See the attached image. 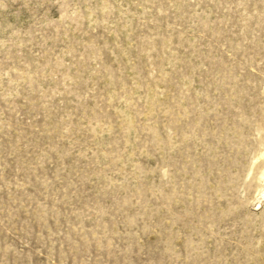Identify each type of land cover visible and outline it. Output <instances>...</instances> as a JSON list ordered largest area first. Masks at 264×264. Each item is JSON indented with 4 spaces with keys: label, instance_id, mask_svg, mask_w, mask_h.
<instances>
[{
    "label": "rangeland",
    "instance_id": "374dc122",
    "mask_svg": "<svg viewBox=\"0 0 264 264\" xmlns=\"http://www.w3.org/2000/svg\"><path fill=\"white\" fill-rule=\"evenodd\" d=\"M0 264H264V0H0Z\"/></svg>",
    "mask_w": 264,
    "mask_h": 264
}]
</instances>
